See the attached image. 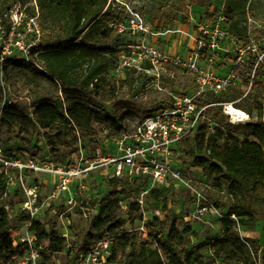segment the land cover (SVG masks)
Returning a JSON list of instances; mask_svg holds the SVG:
<instances>
[{
  "label": "trees",
  "instance_id": "trees-1",
  "mask_svg": "<svg viewBox=\"0 0 264 264\" xmlns=\"http://www.w3.org/2000/svg\"><path fill=\"white\" fill-rule=\"evenodd\" d=\"M115 2L37 0L36 8L31 9L29 16L37 17L41 29L39 42L31 49V58L35 64L41 63L42 69L33 63L12 61L6 65V70L11 65L12 69L36 78L52 84L59 83L65 98L64 103L57 106L48 92H45L36 95L28 107L12 102L1 109L3 92L0 87V132H16L21 139L22 152L29 151L33 140L42 137L51 152L64 149L67 154H74L80 137L91 144L98 143L101 125L106 128L101 133L107 131V135L126 130L117 119L105 115L104 109L94 100L111 99L119 88L128 83L134 85L139 77L133 78L134 72L131 74L130 70H124V80L116 81L112 78L111 73L118 69L122 50L112 46H98L103 41H110L116 34L109 24L125 19L114 17L119 7ZM224 14L231 32L246 37V30L233 32L229 23L232 19L229 8ZM255 33L260 35V32ZM253 64L251 60L239 73L244 90L251 84L248 96L242 97L244 90L238 88L213 99L220 102L237 101L238 107L255 116L246 125L251 130L250 138H234L226 129L217 130L210 136L199 131L182 139L177 147L183 164L200 169L205 177L212 178L216 184H224L233 200L225 216L235 215L239 225L243 226L254 225L257 213L253 206L264 205L263 68L259 66L251 80ZM168 70L173 74L171 81L185 79V88L189 86L190 81L182 71L171 65ZM223 125L224 128L230 127L226 123ZM120 183L116 179L108 181L111 191L99 201L91 225L94 234L88 235L90 239L96 240L107 234L120 233L106 264H214L216 257L222 256L236 264H256L257 258L260 264H264V245L260 247L257 239L240 238L235 231L236 223L228 217L220 220L223 234L212 241L215 254L208 261L203 259L198 246L188 248L185 245L192 228L188 222L178 220L175 215H171L168 220L156 216L148 219L145 225L149 239L142 241L138 232L123 230L126 221L116 216L119 196L126 193V188L118 189L122 186ZM141 186L144 188L145 184L141 182ZM147 198L164 202L165 190H152ZM15 219L21 222L27 218L21 215ZM141 219L139 204H130L127 221L134 225ZM12 227V220L1 206L0 264L10 261L17 253L10 231ZM33 228L39 242L44 244L41 264H52L53 259L64 252L66 238L58 234L50 220L45 224L34 222ZM76 253L73 250L71 255H66L63 264H69Z\"/></svg>",
  "mask_w": 264,
  "mask_h": 264
},
{
  "label": "built area",
  "instance_id": "built-area-1",
  "mask_svg": "<svg viewBox=\"0 0 264 264\" xmlns=\"http://www.w3.org/2000/svg\"><path fill=\"white\" fill-rule=\"evenodd\" d=\"M124 7L125 19L111 22L109 27L119 36H139L140 40L125 46L128 49L127 54L120 52L118 69L122 72L133 71L137 76L146 78L154 88L166 90L165 77L168 76L169 81L173 79L172 72L168 70L171 65L182 71L191 86L181 94L171 89L167 93L165 104L143 117L132 131L125 130L117 134L110 152L103 155L98 152L92 158L84 159L80 148V156L78 158V155H75L74 165L61 164L50 158L30 157L27 153H23L24 157H18L0 147V175L6 184L4 197L13 191H19L23 197L17 215L27 218L21 221L22 229L13 224L10 231L17 253L10 261L1 264H41L44 244L38 240L33 228L34 222L45 224L53 202L60 200L62 194H69L70 198L66 201L71 204L74 201L71 187L80 183L83 188L82 180L94 171H101L110 179H133L145 184L140 197L135 200L140 206L142 219L135 223L137 226L133 228L144 237L147 235L145 222L156 215L160 218L158 211L152 217L146 216L144 198L152 190H166L171 183H178L190 192L195 200L194 215L197 217L216 214L220 219L228 217L233 220L236 228L239 226L235 215H222L208 203L197 180L185 177L177 147L182 139L199 131H204L210 136L217 130L225 131L223 123L233 127L246 126L253 121L254 117L238 107L237 101L220 102L213 99L228 90L241 88L239 73L251 60L254 64L250 79L253 80L256 69L261 66L264 85V27L259 26L254 30L249 28L246 37H240L231 32L223 12L216 14L212 20L202 21L189 9V27L186 31H181L188 39L189 46L184 55L169 54L147 41L149 36H158L159 33L151 30L141 14L126 4ZM20 16L18 10L12 11L9 15L12 21L10 32L4 36L0 33V82L4 80L6 65L10 61L35 64L31 58L32 48H27L24 41L14 42L12 38L15 30L22 24ZM36 18L30 17L37 34L34 46L41 36ZM256 31L260 32L259 36ZM227 57L228 62L225 61ZM35 65L42 69L40 65ZM250 87L251 84L247 89H243L242 97L251 93ZM1 88L2 109L12 101L8 99L3 87ZM61 103H64L62 95ZM232 136L244 139L234 134ZM30 176H43L51 180V191L46 198H41L42 184L35 180L29 181ZM3 207L11 220L18 217L12 214L10 204H4ZM119 234H107L94 240L86 249L76 253L69 264H106ZM257 259L256 264H260L259 258Z\"/></svg>",
  "mask_w": 264,
  "mask_h": 264
},
{
  "label": "rangeland",
  "instance_id": "rangeland-1",
  "mask_svg": "<svg viewBox=\"0 0 264 264\" xmlns=\"http://www.w3.org/2000/svg\"><path fill=\"white\" fill-rule=\"evenodd\" d=\"M115 3L119 4V7L114 17L125 18L126 14L122 13L121 8L125 4L134 11H138L149 24L151 30L154 33H159L158 36H149L147 41L161 51L170 54L184 55L189 46L188 39L181 32L186 31L189 27L187 21L189 9L203 21L212 20L216 14L219 12L225 13L226 9L229 8L230 13H232V19L229 23L233 32L236 30L247 31L249 28L254 30L259 26L264 27V0H117ZM36 6L37 0H0V33H3L2 36L8 34L12 28V21L9 19V15L12 11L18 10L22 24L15 30V35L12 37L13 41H24L27 48H33L37 42V34L34 31L35 25L30 20L29 14L31 9L33 7L36 8ZM190 32L192 33L193 31L191 30ZM139 40V36L126 35L119 37L114 34L110 41H103L98 46L116 47L122 50L121 54H127L128 49L125 46L130 43L135 44ZM225 61H229L228 57ZM39 65L42 64L40 63ZM132 72L130 73L132 74ZM124 74L121 69H117L111 73V76L116 81H121L126 78ZM132 76L135 78L137 75L135 74L134 76L132 74ZM165 78L164 86L166 90L154 88L146 78L139 76L136 78L134 85H129L128 83L119 88L111 99L101 100L95 98L94 100L104 109L105 115L117 119L127 131H132L143 117L166 103L168 99L167 93L171 89L181 94L191 86L189 82V86L185 88V79L169 81L168 76ZM0 86L3 87L8 99L13 103L19 102L22 106L27 107L36 95L45 92H48V96L57 106L61 103V95L65 98V94L60 90L59 83L52 84L29 73L12 69L11 65L8 66ZM241 89L243 90L244 88L241 87ZM100 128L98 143L91 144L87 139L80 137L77 151L74 154H67L64 149L54 153L51 152L42 137L35 138L30 150L22 152L21 139L16 132H0V147L5 152L15 153L18 157H24L23 153H27L30 157L50 158L61 164L74 165L75 155H78V158L80 156V148H82L84 159H90L98 152L102 155L106 154L113 148L118 135L112 132L107 135V131L101 133L106 128L104 125H101ZM225 129L226 132L238 137L250 138L251 130L248 126H225ZM182 171L188 179L198 181L208 203L220 214L225 215L233 200L229 197L224 184H216L212 178L205 177L200 169L192 167L190 164L182 163ZM34 180L42 184L41 198H46L51 191L49 188L51 180L43 176L29 177V181ZM109 180L110 178H107L101 171H94L82 180L83 188L80 187V183L71 187L74 198L71 204H67L66 201L70 198L69 194H62L60 200L53 202L45 222L50 220V224H54L58 234L66 238V243L64 252L57 255L53 259L52 264H63L67 257L66 255H71L73 250L74 253L81 252L94 242L95 239H90L88 235L94 234L91 225L97 214L99 201L111 191L108 186ZM120 184L122 186H119L118 189L126 188V193L119 196L116 216L126 221V225L122 228L123 230L132 229L134 231L133 228L137 224L131 225L127 221L129 205L140 197L143 186H141L140 181L135 182L133 179L121 180ZM5 192L6 184L4 178L0 175V207L4 204H10L12 214L20 216L17 214L20 212L19 203L23 197L22 194L19 191H13L4 197ZM195 205V200L190 192L178 183H171L167 187L164 202H157L147 197L144 198V210L147 217L154 216V214H157L156 211H158L160 219L168 220L171 215H175L178 220L188 222L192 230L186 237L185 245L188 248L198 246L199 253L205 261H208L215 254L211 245L212 241L222 236L223 227L220 222L221 219L216 214H208V216L204 217L194 215ZM253 208L257 213L255 224L250 226L239 225L235 231L240 238L257 239L260 247H263L264 205H254ZM12 224H16L17 228L21 227L18 229L23 227V222L16 221L15 218L12 220ZM137 235L140 236L142 241L149 239L148 233L146 237L140 232ZM214 264L236 263L228 261L222 256L216 257Z\"/></svg>",
  "mask_w": 264,
  "mask_h": 264
},
{
  "label": "crops",
  "instance_id": "crops-1",
  "mask_svg": "<svg viewBox=\"0 0 264 264\" xmlns=\"http://www.w3.org/2000/svg\"><path fill=\"white\" fill-rule=\"evenodd\" d=\"M180 52H181V51H180ZM180 52H179V53H180ZM167 53H168V52H167ZM169 54H170V53H169ZM176 54H177V53H176Z\"/></svg>",
  "mask_w": 264,
  "mask_h": 264
}]
</instances>
